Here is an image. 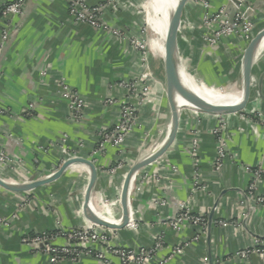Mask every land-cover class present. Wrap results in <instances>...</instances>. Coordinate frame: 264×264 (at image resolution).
I'll return each instance as SVG.
<instances>
[{
  "label": "crops",
  "instance_id": "0c3cea01",
  "mask_svg": "<svg viewBox=\"0 0 264 264\" xmlns=\"http://www.w3.org/2000/svg\"><path fill=\"white\" fill-rule=\"evenodd\" d=\"M11 1L0 0V150L16 163L1 165L0 176L10 182H30L56 172L68 155L91 159L99 169L92 206L105 216L120 219L127 172L162 144L172 118L166 96L164 53L158 38L150 34L148 57L154 79L148 100L140 105L139 99L121 84L140 80L145 72L141 53L129 39L140 37L142 27L148 24L144 10L147 0H124L125 7L106 9L105 21L119 28L124 36L75 20L66 0H27L22 15L7 20L10 34L1 45L6 25L1 9ZM87 1L97 5L105 0ZM227 1L212 0V10ZM251 5L258 32L264 29V0H251ZM201 17L200 7L189 0L179 30L185 73L207 88L235 85L239 89L248 41L231 35L212 44L208 40L210 33L200 23ZM263 75L264 51L257 56L250 99L243 111L225 115L185 108L181 111L175 141L135 177L131 201L133 218L140 225L112 228L118 245L150 247L155 236L163 233L165 244L157 253L163 262L156 264H264V258L257 253L248 258L236 256L243 249L255 247L257 239L264 240V204L247 195L251 177L248 167L264 169ZM63 84L78 91L84 100L80 120L72 119L69 101L61 96ZM144 85L141 79L139 89ZM107 99L114 103L106 104ZM124 102L138 107L133 131L124 145H107L98 151L101 132L116 124ZM31 103L34 107L29 110ZM220 116L224 118L222 136L229 157L218 170L217 137L213 131ZM118 165L114 174L108 172ZM89 180L87 165L75 163L58 179L28 192L0 187V264H52L23 238L93 223L84 211ZM258 193L264 195V175ZM181 203L205 218V233L189 222L179 230L169 226V220L180 212ZM63 242L62 238L57 240ZM184 242L188 244L182 245ZM178 245H182L183 253L170 257ZM57 264L107 263L82 257L76 261L63 259Z\"/></svg>",
  "mask_w": 264,
  "mask_h": 264
},
{
  "label": "built area",
  "instance_id": "2783aa9c",
  "mask_svg": "<svg viewBox=\"0 0 264 264\" xmlns=\"http://www.w3.org/2000/svg\"><path fill=\"white\" fill-rule=\"evenodd\" d=\"M27 0H13L3 5L1 9V18L5 20L6 25L1 33V45L9 38L10 25L8 19L14 16L22 15ZM68 2V9L75 20L87 23L94 28L108 31L116 36H124V33L115 28L104 19L106 9L108 6L114 9L125 7L124 0H105L97 5H90L87 0H66ZM197 6L202 11L200 23L205 26L210 34L208 40L212 44H217L223 37L231 35L238 36L246 41H250L256 34L255 23L252 19L253 9L251 0H228L225 5L218 10H212V0H194ZM230 3L236 5V14L233 22L230 21L228 6ZM149 24L142 27V34L140 37L130 38L132 47L141 53L145 72L142 73L141 79L145 81L143 88H140V80L123 81L121 84L127 88L130 94L135 95L139 99V104H144L151 93V80L154 75L149 65V41L150 30ZM61 96L69 101V109L72 119L80 120L84 113V100L80 93L66 86L62 85ZM106 104H112V99H107ZM118 121L112 128L101 132L100 142L97 150H103L107 145L120 147L124 145L133 131L135 124L138 121V107L129 102L121 103ZM34 104L29 105V110H32ZM218 126L214 128V134L217 137V159L216 168L221 170L225 161L229 157L227 150V143L222 136V130L225 125L223 116H220ZM194 153L198 150V142L195 140L193 145ZM96 150V151H97ZM77 155H68V158L76 157ZM16 160L8 155L5 151L0 150V166L14 165ZM195 165L197 160L195 159ZM119 168V165L108 169V172L114 174ZM250 182L248 185L247 195L254 202L264 204V195L258 193V187L263 179L264 169L261 167L249 168ZM199 172L197 171V176ZM155 176V175H154ZM157 178V176H155ZM22 183V182H16ZM199 180H197V187H200ZM161 204L164 201L159 200ZM185 222L200 226L205 233V218L202 215H196L191 212L185 203H181V210L169 220V226L172 229L179 230L181 225ZM139 222L131 217L127 226L138 228ZM64 239L63 243H57L58 239ZM116 235L113 229L100 226L95 223H90L81 228L59 229L46 231L39 234L25 236L23 242L31 247L35 252H40L49 258L52 264H57L63 259L76 261L82 257H93L107 264H156L162 263L163 259L157 258L158 251L164 247L165 240L163 233L155 236L153 246H142L138 249L130 248L116 243ZM198 238V237H197ZM187 245L184 242L182 245ZM182 245L176 246L170 257L175 254L183 253ZM251 253H257L264 258V240L257 239L255 247L252 249H243L237 253L236 256L241 258H248ZM156 259L157 262H156ZM166 260V259H165ZM208 264V263H205Z\"/></svg>",
  "mask_w": 264,
  "mask_h": 264
},
{
  "label": "water",
  "instance_id": "95a60500",
  "mask_svg": "<svg viewBox=\"0 0 264 264\" xmlns=\"http://www.w3.org/2000/svg\"><path fill=\"white\" fill-rule=\"evenodd\" d=\"M188 1L189 0H176L175 6L173 7V10L171 11V15L169 17L164 41L165 50L163 57L165 68L166 96L172 114L169 133L158 148H156L149 155L143 157L142 159H139L127 172L121 193V203L123 206V217L121 222L113 223L107 221L93 209L92 195L99 179V169L93 160L85 157L76 156L68 158L63 162L61 167L56 172L48 175L47 177L36 179L30 182H10L6 181L0 176V187L12 192H28L58 179L71 165L75 163H83L87 165L90 172V180L86 191L84 207L85 215L87 216V218L95 224L111 229L123 228L127 226L133 215L131 189L135 177L143 167L161 157L175 141L179 129L181 111L185 108L191 109L198 113H205L210 115H225L243 111L250 99L253 68L257 56L259 55L260 45L264 40V29L256 32L255 36L248 42L243 52L241 63V80L238 89L241 94V100L230 107L210 106V104L205 99L200 97L195 91L187 86L181 73L182 62L180 58L179 30L183 13ZM238 2V0H235V3L238 4ZM252 9L254 8L252 7ZM228 11L230 21L233 22L237 11L236 5L230 3L228 6ZM263 77L264 75L262 76V78H260L261 84L263 81ZM181 100L185 101L186 104H183ZM175 216L172 218H175ZM212 218L213 214L211 215L210 221H212Z\"/></svg>",
  "mask_w": 264,
  "mask_h": 264
},
{
  "label": "bare ground",
  "instance_id": "6f19581e",
  "mask_svg": "<svg viewBox=\"0 0 264 264\" xmlns=\"http://www.w3.org/2000/svg\"><path fill=\"white\" fill-rule=\"evenodd\" d=\"M175 3L176 0H147V2L145 3L144 10L146 11L147 22L155 39L158 38V40L160 41L159 42L160 50L163 53L165 50L164 41H165L166 30L169 22V17L171 15V11L173 10V7L175 6ZM263 51H264V40L260 45L259 53ZM181 73L184 82L187 84V86L190 87L193 91H195L200 97L205 99L210 104V106L230 107L241 100L240 91L235 85H234L235 87L234 86L227 87L226 89L225 88L211 89L203 86L198 82H195L189 75L185 73V69L183 65L181 66ZM181 102L183 104H186V102L183 100H181ZM93 209L95 210V212H97L101 217H103L107 221L113 223H119L122 221L123 216L120 219L116 220L103 215V212L98 211L94 207Z\"/></svg>",
  "mask_w": 264,
  "mask_h": 264
},
{
  "label": "rangeland",
  "instance_id": "374dc122",
  "mask_svg": "<svg viewBox=\"0 0 264 264\" xmlns=\"http://www.w3.org/2000/svg\"><path fill=\"white\" fill-rule=\"evenodd\" d=\"M146 2H147V1H146ZM146 2H145V3H146ZM187 4H188V3H187ZM144 8H145V4H144ZM149 30H150L151 35H153V34H152V31H151L150 28H149ZM150 38H151V37H150ZM200 83H201V82H200ZM201 84H202V83H201ZM203 85H204V84H203ZM211 88H212V87H211ZM214 88H215V87H214ZM216 88H221V89H222V88H225V89H226L227 87H225V85H221V86H218V87H216Z\"/></svg>",
  "mask_w": 264,
  "mask_h": 264
}]
</instances>
